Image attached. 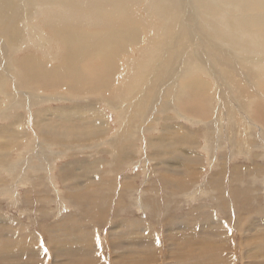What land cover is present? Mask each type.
I'll list each match as a JSON object with an SVG mask.
<instances>
[{"label":"bare ground","instance_id":"bare-ground-1","mask_svg":"<svg viewBox=\"0 0 264 264\" xmlns=\"http://www.w3.org/2000/svg\"><path fill=\"white\" fill-rule=\"evenodd\" d=\"M254 88L264 95V0H0V134L7 135L0 149V167L8 166L12 148L29 153L22 158L27 159L22 162L25 166L39 158L37 166L25 169L36 173V181L44 184L38 194L50 191L61 199L68 195L83 203L93 198L91 217L96 222H101L107 199L116 190V181L105 174L114 173L119 165H132L136 152H148L158 167L164 166L159 172L162 188L195 192L196 187H190L200 174L197 131L180 122L161 125L159 120L155 125L159 124L161 134L146 137L155 128L156 114L169 120L172 113L191 127H202L199 132L205 136L217 126V117L224 116L228 119L227 141L230 134L233 143L239 134L231 123L236 114L256 119L264 127V96ZM230 98L236 102L234 107ZM152 100H156L155 105L147 106ZM211 116L214 118L208 120ZM221 132L219 141L224 140ZM263 135L264 129L257 133L259 137L251 136L242 153L247 160L260 161L250 169L262 186L264 153L252 150L260 147L264 152ZM85 151L106 153L112 160L89 162L78 157ZM85 156L90 158L88 153ZM62 157L66 160L58 166L55 179L64 187L62 191L51 190L53 160ZM69 157L74 160L68 162ZM102 164H107L106 169ZM249 170L234 166L231 175L248 176L252 174ZM210 177L212 189L220 188L214 185L213 175ZM32 184L34 189L38 186ZM133 185L127 181L121 188L135 192ZM6 190L7 195L14 194L12 189ZM141 192L137 199L132 196L130 205L141 203L136 209L148 210L146 202L142 205ZM130 208L123 206L126 211ZM69 218L58 219L48 228L37 225L40 229L36 234L1 212L0 222L12 229L14 238L6 227L0 229V264H86L59 257L67 254L70 243L85 246L98 240L83 235L75 218ZM206 218L202 229L224 227L228 237V223L213 220L210 214ZM244 225L249 228L251 220L246 219ZM119 226L122 233L118 236L130 239L129 246L135 247L127 249L128 253H138L134 258L117 252L122 264H161L159 253L148 247L153 246L149 240L156 236L150 224L143 218H129ZM187 226L195 227L193 222ZM43 237L48 238L47 247ZM240 239L236 244L228 237L221 246L207 241L208 247L189 240L187 250L173 255L168 252L169 259L172 264H262L255 259L264 255L256 251L264 250V232L252 236L242 233ZM135 244L140 246L138 250ZM236 245L242 250L240 260L232 252ZM98 256L94 257L99 262L91 264H103Z\"/></svg>","mask_w":264,"mask_h":264},{"label":"rangeland","instance_id":"rangeland-1","mask_svg":"<svg viewBox=\"0 0 264 264\" xmlns=\"http://www.w3.org/2000/svg\"><path fill=\"white\" fill-rule=\"evenodd\" d=\"M255 88L254 90L257 91L258 95L264 96L263 93L260 92L258 88L257 89ZM230 99H231L230 103L234 107L236 105V102L233 98ZM160 101L164 102L165 100L160 99ZM155 103L156 100L148 101L147 106L152 107V105L153 104L155 105ZM170 115L172 116H170L169 119L170 121H169V120H164L162 117L156 114L154 116V118H156V120L154 119L155 123H153L152 125L155 128L154 130H150V132L146 134V137L149 136V138L153 139V137H157L158 135H160L161 134L160 128H158L159 124L162 125L164 124L165 121L168 123L180 122L183 123L182 125H186L191 131H195V130L197 131L196 133H197L198 145L196 146L197 149L196 152L199 160L201 158L200 165L198 166L200 174L198 176L196 183L190 187L191 189L193 187H196L195 192H188L187 190L179 192L175 190L173 187H167L166 189L164 187L162 188L163 184H161L160 182L161 174L159 172H161V170L164 169V166L159 165L158 167L157 161L154 159V157L153 158L152 156L149 157L148 152H144L140 154L136 152L134 153L135 160L133 161L132 165L125 166V168L124 166L119 165V169L116 168V171L114 173L105 174L107 177L111 179L113 177V181H116V190L113 192V194L111 193L110 195L111 198L109 197L107 199L108 204L106 205L104 211L105 213H102L101 216L104 219L102 218L101 222H96L93 220L94 218L91 217L94 208V206L92 205V201H94L93 198H90L89 199L90 201L88 202L86 201L85 203L87 204H85L81 200L77 201L71 197L68 198V195L67 198L64 196L62 200L59 195L56 196L54 193L50 191H47L45 193L42 192L38 194L37 190L39 189L42 190L44 188V184L39 181H36L38 176L36 173H33L29 170L25 171V169L31 168L33 166H37L40 163L39 162L40 160H38L39 158L37 159L38 161L35 160L34 162H29L28 163L29 165L25 166L22 164V162H25L27 159L24 161V159L22 160V158L25 157L27 158L29 153L24 151L25 154H23V152L21 154L18 152L19 150H14L12 148L9 150L10 159L8 162V166L6 167L5 165V168L0 167V185H1L0 213L2 212V214H4L6 217L8 216L10 221L20 220L24 227L25 225H27V228L36 234H38L40 229L37 225L43 224L45 225V228H48L49 226H51L50 224L52 222H55L58 219H62V218L68 219V217L70 218L74 217L75 220L77 221V225L81 229V232L83 230L82 232L83 235L92 236V237L94 236L98 238V240L94 243L91 244L89 243L90 245H85V246L80 245L79 243H70L68 245V248L70 250L68 249L67 254H65L64 256H59L63 261L70 263H75V262L78 263L79 261H80L79 263L87 262L86 264H91L92 262L95 261L97 263L99 261L94 256L100 255L98 257H101V261L103 262V264H115V263L122 264L123 260L122 259L118 260V257L116 256L117 252L119 253L122 252L123 254H125V256L130 255L131 257L136 258L138 256V253L129 252L130 253L129 254L127 250V249H132L133 251L135 249L134 245H133L134 248H131V246H129L130 239L125 240V236H121V237L118 236L120 235V233H122V227L120 226L118 227V225L122 220H129V218L130 220L133 218L136 219L143 218L145 222H147L153 227L156 236L155 238H153V240H149V241H151L152 244L153 242L154 244L156 243V245L155 247H153L154 244L153 246L151 245L148 247L149 249L155 251V253L156 252L159 253V257L161 260L159 261V263L161 264H165V263L172 264L173 260L169 259L170 256L169 253L173 255L177 251L183 252L184 250H187L188 248L187 243L189 242V240H191L193 243L199 244L200 242L207 244V247H208L207 241L211 243L219 244V246H221V244L225 242L226 238L228 239V237L229 239L233 240L236 244H239V242H241L240 234L242 233L247 232L249 236H252L254 233L255 234L263 233L264 222L261 223V220L264 219V185L262 186L261 181L255 178L257 177L256 176L257 174L253 175V170H252L256 166L255 163H260V161L253 159L252 157L248 158L249 160H247L245 159L244 154H242L245 153L243 152V150H246L248 148L247 143H249L250 140L252 141L251 136L256 138L259 137L257 136V133H261V131L264 129L263 124H261L256 119L253 118L248 119L247 117H243L240 114H236L238 117L236 116L234 122L231 120L233 127H236L235 129L239 131V134L236 136L238 139L237 140L238 143L236 144L237 141L232 143L231 140L232 135L230 134H229V139L227 141L228 135L226 133L225 127H227L226 124H228V122H226V120L228 121V119L225 118L224 116L219 115V117H217L218 118L217 122H215L217 123V126L215 124L213 127L215 128L216 131L212 128L209 130L210 134L205 136L204 134H201L199 132L203 130L202 127L200 126L191 127V125H187L182 119L177 118L174 114L170 113ZM189 118H193L197 120L201 119L191 116ZM213 118L214 116H211L208 120H212ZM1 120L2 118L0 119V124H2ZM159 120L160 123L156 126L155 124L156 122H159ZM250 123H252L257 127L255 126L252 127ZM223 126L225 130L224 128H222ZM251 129L255 131L253 132ZM220 132L223 134L222 139H224L221 141L218 140ZM4 134L5 133H3V136L5 138L1 136L2 133L0 134V137L3 138L2 140L0 139V149L1 147L3 148L5 142H7V140H5L7 139L6 137L7 135ZM29 137L34 138L31 134H29ZM146 137H144V139ZM262 137H264V135L261 136V138ZM210 138L211 140H209ZM1 141L3 142L1 143ZM208 141L211 144H209ZM24 143H26V141L21 143V145L23 146ZM144 143L145 142L143 141L141 144L138 143V145H142ZM235 144L239 146V148L236 150L233 149V146L236 147ZM261 146L264 145L261 143ZM37 148L38 145L35 146V150ZM219 148H221V150ZM56 149L57 148H52L53 151H55ZM252 151L259 154L264 153L263 150L260 149V147ZM6 152L8 153V151ZM236 152H238L239 154ZM84 153L86 154L88 153L90 155V158L86 157L85 156L86 154ZM97 153L98 151L97 152L85 151L80 153L81 155L78 154V157L85 158L87 160L90 159L89 162L96 161L98 158H107L111 162L112 158H110L108 154L106 153L102 154L101 152L99 154ZM210 153L213 154L211 155ZM211 156H213L212 161H210ZM70 159L74 160V157H69L67 159L68 162L71 161ZM65 160L66 158L64 157H62V159L59 160H53L54 168L53 170L49 168L52 170L54 176V179L51 182V190L56 189L58 191H62V187H64L63 183L55 179V177L57 175L58 166H60ZM234 166H244V169L247 168V170H249L252 167V169H250L249 172H252L251 175L253 176L251 175L247 176L242 173L239 178H235L234 176L231 175V171L232 168H234ZM106 167L107 164H102L103 169H106ZM176 170H178V168ZM180 170L184 171V169H180ZM215 174H217V176ZM211 175H213L214 185L217 186L220 185L219 186L220 188L212 189L214 187L213 186L211 187V185L209 184L211 180L210 177ZM127 181H130L135 185V186L133 185V187L137 188L135 192L129 191L130 193H128V191L122 190L121 188L122 184ZM32 183H35L38 186L34 189V184ZM204 186L207 189L204 188ZM6 188L12 189L14 191L13 192L14 194L11 193L7 195L5 193ZM3 189L5 190L2 191ZM8 189L6 191H8ZM141 191H143L142 194L143 199L141 200L142 205L143 203L146 202L148 204V210H146L145 208H142L141 210L139 209V207L138 209H136L137 208L136 205H140L141 203L134 204L135 202L134 203L132 202V205H130L129 201H131L132 196L133 198L137 199L136 197L139 196L140 193H142ZM44 196H46L48 203H46V199H44L45 200L44 202L43 200ZM59 202H62L61 206H59L58 204ZM128 205L131 206V208L129 209V211H126V209H128ZM123 206L126 209H123ZM261 208L263 209L262 210L263 213L260 214L259 210ZM209 214L212 216L213 220L218 219L224 223H228V227L230 228L228 237L224 236L226 235L224 232L225 231L224 227L211 226L205 229L201 228L202 223L204 224V222L207 220L206 216ZM259 215L260 217H258ZM257 217L259 219L261 218V220L258 221L259 219ZM246 219L251 220V225L249 226V228L245 227V225L243 227V224ZM192 222L195 225V227H193L194 229H191L190 226H187L189 225V223ZM209 222H211L210 219ZM200 224L201 226H199ZM5 225L6 223L0 222V229L6 227V231L8 232V234L12 236V238H14V234H12V232L10 231L12 229ZM47 225L48 227H46ZM188 227L190 229H188ZM237 229L241 230L242 232L239 233ZM219 231H222L221 232L222 235L219 234ZM213 232H216L217 234L214 235ZM46 235L49 236V234ZM111 235L113 236L111 237ZM117 236L119 238H117ZM109 237H111V240H109ZM256 239L258 238H255V240ZM42 241L44 243V246L47 247L46 244L48 238L43 237ZM100 243L102 245L101 249L99 247ZM139 247H140L139 245H136L137 250L139 249ZM197 247L198 246H196V249ZM170 248L173 250L171 251ZM240 248H241L240 246L236 245L234 251H232L235 253V255L238 256L237 259L239 260L241 259V254H242V250ZM256 251L260 256L264 254V250L258 249ZM263 256L262 258L260 257V259H262L263 261L260 260L259 258L255 260L258 262H262V264H264ZM81 258L84 259L82 260ZM23 259H26V257H23ZM86 259L90 262H88ZM115 259H117L119 263H117L118 261L117 260L115 261ZM252 259L251 261H254L253 257ZM201 261L204 262L203 260ZM244 262H247V260ZM240 263L242 264L241 261ZM3 264H8V261L6 262L3 261ZM232 264H238V262L237 263L232 262Z\"/></svg>","mask_w":264,"mask_h":264}]
</instances>
